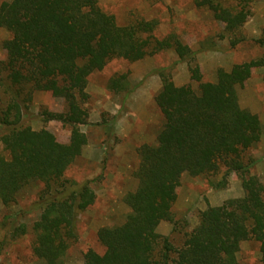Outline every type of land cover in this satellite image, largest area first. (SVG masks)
<instances>
[{
    "label": "trees",
    "instance_id": "1",
    "mask_svg": "<svg viewBox=\"0 0 264 264\" xmlns=\"http://www.w3.org/2000/svg\"><path fill=\"white\" fill-rule=\"evenodd\" d=\"M255 1L195 0V5L224 24L225 33L236 36L251 17ZM158 27L157 20L122 26L99 0L0 3V30L10 34L2 44L7 57L0 61V142L6 153L0 152V201L9 207L28 186L43 184L36 201L39 218L31 229L19 225L10 233L13 239L31 234L32 254L45 264H65L78 240L79 215L96 202L91 182L66 178L89 143L82 131L89 126L84 109L90 99L89 79L112 60L134 63L168 48L188 65L199 91L177 86L171 68L157 70L161 89L154 101L163 123L156 144L138 149L137 187L124 197L130 210L125 222L98 231L105 253L89 250L84 264H237L242 244L249 241L259 244L264 264V184L251 175L259 161L246 158L261 141L263 127L258 115L244 109L239 100V91L254 70L264 69V54L234 65L231 71L220 68L216 82H203L197 52L175 33L159 39ZM243 41L235 37L231 46ZM255 42L264 48V30ZM108 89L125 95V101L131 93L128 75L111 78ZM38 92L65 102V112L45 110L40 117L69 128L68 143L29 124L36 118L30 108ZM222 170L218 188L236 174L244 196L207 208L182 245L175 247L159 228L167 222L174 225L172 233L179 232L174 205L182 177L217 175Z\"/></svg>",
    "mask_w": 264,
    "mask_h": 264
},
{
    "label": "rangeland",
    "instance_id": "2",
    "mask_svg": "<svg viewBox=\"0 0 264 264\" xmlns=\"http://www.w3.org/2000/svg\"><path fill=\"white\" fill-rule=\"evenodd\" d=\"M3 1L12 0H0V3ZM99 4L122 26L138 20H157L156 37L164 39L171 33L177 34L197 52L203 82H216L220 68L231 71L234 65L264 54V48L255 42L262 37L264 30V0H256L252 4L251 17L236 36L225 33L224 24L216 21L207 9L196 7L195 0H99ZM9 37L7 31L0 30V61L7 57L2 44ZM235 37L244 38V41L233 48L231 40ZM201 44L206 48L202 50ZM168 67L177 86L189 85L199 91V83L191 79L188 65L180 62L171 48L134 63L112 60L102 72L89 79L87 92L90 99L84 105L89 115V126L82 128L89 143L66 178L80 184L91 182L96 202L79 215L78 240L71 245L65 264H84V255L89 250L103 255L105 248L98 241V231L125 222L130 210L124 203V197L137 187L134 173L140 161L138 149L144 144H156L163 123L154 98L161 89L157 70ZM122 74L128 75L131 85V93L125 101V95H116L108 89L109 80ZM239 100L244 109L258 115L262 122L261 141L246 153V158L259 161L251 175L264 184V69L254 70L245 87L239 91ZM45 110L63 113L66 104L50 93H36L30 108L36 118L33 117L29 124L35 130H49L59 142L68 143L71 130L60 122H43L40 116ZM0 152L6 155L1 142ZM224 173L222 170L217 175L182 177L174 205L175 219L180 223L179 232L172 233L174 225L167 222L159 228V233L169 236L175 247L182 245L185 234L198 225L201 213L207 208L244 196L242 182L236 174L228 177L224 188H218ZM43 187V184H31L18 202L9 207L0 201V264H45L32 254L31 234L13 239L10 233L19 225L31 229L39 218L36 201ZM237 264H263L259 244L244 242Z\"/></svg>",
    "mask_w": 264,
    "mask_h": 264
}]
</instances>
